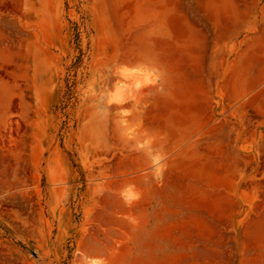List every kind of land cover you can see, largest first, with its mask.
Returning <instances> with one entry per match:
<instances>
[{
  "label": "rangeland",
  "instance_id": "rangeland-1",
  "mask_svg": "<svg viewBox=\"0 0 264 264\" xmlns=\"http://www.w3.org/2000/svg\"><path fill=\"white\" fill-rule=\"evenodd\" d=\"M0 264H264V0H0Z\"/></svg>",
  "mask_w": 264,
  "mask_h": 264
},
{
  "label": "bare ground",
  "instance_id": "bare-ground-1",
  "mask_svg": "<svg viewBox=\"0 0 264 264\" xmlns=\"http://www.w3.org/2000/svg\"><path fill=\"white\" fill-rule=\"evenodd\" d=\"M125 93H126V88H118V89H116L115 92H114V99L116 101L122 100L124 98Z\"/></svg>",
  "mask_w": 264,
  "mask_h": 264
},
{
  "label": "flooded vegetation",
  "instance_id": "flooded-vegetation-1",
  "mask_svg": "<svg viewBox=\"0 0 264 264\" xmlns=\"http://www.w3.org/2000/svg\"><path fill=\"white\" fill-rule=\"evenodd\" d=\"M255 121V120H254Z\"/></svg>",
  "mask_w": 264,
  "mask_h": 264
}]
</instances>
